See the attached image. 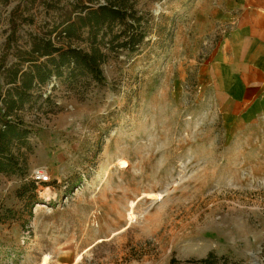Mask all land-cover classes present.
<instances>
[{
  "label": "rangeland",
  "instance_id": "obj_1",
  "mask_svg": "<svg viewBox=\"0 0 264 264\" xmlns=\"http://www.w3.org/2000/svg\"><path fill=\"white\" fill-rule=\"evenodd\" d=\"M214 1L131 0L135 52L110 49L117 24L103 82L54 77L13 116L31 133L12 146L19 169L0 172V264H264V118L223 112L210 64L227 26L199 27ZM105 4L0 0V68L31 64L43 38L88 51V28L56 38ZM38 172L50 181L35 190Z\"/></svg>",
  "mask_w": 264,
  "mask_h": 264
},
{
  "label": "trees",
  "instance_id": "obj_2",
  "mask_svg": "<svg viewBox=\"0 0 264 264\" xmlns=\"http://www.w3.org/2000/svg\"><path fill=\"white\" fill-rule=\"evenodd\" d=\"M94 1V0H92ZM105 5L86 7L84 16L77 20H69L56 39H77L80 28L89 29L88 51L73 46H58L52 38H43L26 53L30 56L24 62L31 63L23 68L24 64H13L9 68H0V172L12 173L20 167L18 158L12 152L15 142L25 141L30 130L24 129V123L14 120L13 116L34 100V93L42 86L51 83L54 77L75 81L80 77H91L96 82H103V65L108 56L104 52L105 37L117 24H122L125 30L110 42L109 48L113 51L129 49L135 52L137 46L144 40L142 30L134 4L131 0H106ZM105 29V30H104ZM117 46H112L115 41ZM7 74L5 82L2 77ZM33 181V189H37ZM21 197L27 196L26 186L20 192ZM36 204V202H34ZM171 264H218L215 254L210 253L202 260L180 262L175 259Z\"/></svg>",
  "mask_w": 264,
  "mask_h": 264
},
{
  "label": "crops",
  "instance_id": "obj_3",
  "mask_svg": "<svg viewBox=\"0 0 264 264\" xmlns=\"http://www.w3.org/2000/svg\"><path fill=\"white\" fill-rule=\"evenodd\" d=\"M200 21L204 34L227 26L210 64L223 112L239 123L264 118V0H216Z\"/></svg>",
  "mask_w": 264,
  "mask_h": 264
},
{
  "label": "built area",
  "instance_id": "obj_4",
  "mask_svg": "<svg viewBox=\"0 0 264 264\" xmlns=\"http://www.w3.org/2000/svg\"><path fill=\"white\" fill-rule=\"evenodd\" d=\"M34 180L40 183H47L50 181L49 177L44 176L42 172H38Z\"/></svg>",
  "mask_w": 264,
  "mask_h": 264
},
{
  "label": "bare ground",
  "instance_id": "obj_5",
  "mask_svg": "<svg viewBox=\"0 0 264 264\" xmlns=\"http://www.w3.org/2000/svg\"><path fill=\"white\" fill-rule=\"evenodd\" d=\"M129 220H130V221H134V220H135V216H134L133 213H130V214H129ZM43 264H48L47 259H45V261H44Z\"/></svg>",
  "mask_w": 264,
  "mask_h": 264
}]
</instances>
